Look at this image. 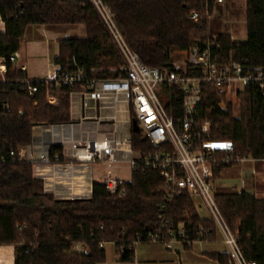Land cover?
<instances>
[{
    "label": "trees",
    "instance_id": "obj_1",
    "mask_svg": "<svg viewBox=\"0 0 264 264\" xmlns=\"http://www.w3.org/2000/svg\"><path fill=\"white\" fill-rule=\"evenodd\" d=\"M104 1L116 15L127 43L149 67H172L177 52L213 37L209 24L197 27L188 15L193 11L203 14L207 7L212 14L218 0ZM245 2L248 37L233 40L221 33L216 38L222 57L227 58L232 51L255 74L264 73V0ZM0 13L8 16L6 31H0V57L19 51L32 27L57 30L84 25L85 37L59 41L55 62L65 63L77 56L96 77L124 73V59L90 0H0ZM26 76V70L9 65L6 79ZM79 91V85L63 87L55 92L58 104L51 105L43 90L31 97L15 85L0 83L1 100L10 104L9 111L0 112V244L15 246V264H100L106 260L102 242L116 243L118 250L124 248L120 259L130 261L138 235L145 238L161 229L166 185L157 171L132 170L123 195H111L94 182L91 198L57 199L46 193L43 181L34 176L33 162L12 159L11 152L18 153L32 144L33 125L74 123L72 94ZM203 92L200 122L210 121V139L231 140L237 155L264 160V92L255 84L239 92L238 113L234 103L226 94L219 95L214 85L204 84ZM172 103L178 110L180 98L174 95ZM172 105L166 107L175 113ZM132 135L136 151L146 154L155 149L141 132L134 130ZM62 150V146H53L51 158ZM218 159L214 179L226 167L222 155ZM215 201L231 231L238 234L247 260L264 264V197L245 191H218ZM165 214L175 225L182 224L191 240L206 231L208 238L218 233L215 221L200 217L196 201L186 191L168 203ZM77 244H85L87 250L75 251Z\"/></svg>",
    "mask_w": 264,
    "mask_h": 264
},
{
    "label": "built area",
    "instance_id": "obj_2",
    "mask_svg": "<svg viewBox=\"0 0 264 264\" xmlns=\"http://www.w3.org/2000/svg\"><path fill=\"white\" fill-rule=\"evenodd\" d=\"M218 0L217 2H222ZM102 19L111 40L122 55L125 68L119 77H96L94 70L83 65L77 56L65 63L56 62L57 70L46 77L17 78L8 80L9 65L16 70L23 69L18 61L20 52L0 57V83L17 86L22 92L34 97L39 91L46 92L48 102L57 105L56 91L68 86H81L79 93L87 106V127H77L74 123L33 125V142L21 148L11 157L18 161L33 162V173L43 181L46 193L57 199L91 198L93 184H102L107 193L123 195L130 181L114 175L111 165L117 161H127L131 169L157 171L165 181L166 202L160 221L161 229L138 235L134 246L141 242L165 243L180 241L191 244L182 224L175 225L165 214L168 203L183 191L196 201L198 213L205 218L204 209L215 221L231 254L229 264H256L247 260L238 234L231 231L216 201L213 189L215 168L222 155L225 166L234 162L242 163L247 157L236 154L231 140L210 139V121L200 122L203 102V85L212 84L219 95L229 97L247 90L252 84L264 92V73L255 74L253 68L245 65L231 51L227 58L222 57L221 45L216 37L208 41H196L185 54L182 64L177 61L172 67L159 69L145 65L139 54L127 43L120 29L116 15L104 0H90ZM210 8L201 14L193 11L188 18L197 27L209 24ZM0 13V31H6V20ZM58 54L55 60L58 59ZM72 94V97L74 94ZM180 98V107L174 109L173 96ZM166 104H171L174 112H169ZM10 104L1 100L0 112L9 111ZM177 111V112H176ZM137 130L148 138L154 150L146 154L133 147V131ZM38 138L39 147H35ZM53 146L63 150L51 158ZM64 158L66 161H62ZM87 163V170L84 164ZM108 165L104 179L97 181L93 175V164ZM206 231L197 240L209 239ZM250 238V236H248ZM107 243L102 242L100 247ZM77 252H85V244L74 247ZM124 248L118 250L122 254Z\"/></svg>",
    "mask_w": 264,
    "mask_h": 264
},
{
    "label": "crops",
    "instance_id": "obj_3",
    "mask_svg": "<svg viewBox=\"0 0 264 264\" xmlns=\"http://www.w3.org/2000/svg\"><path fill=\"white\" fill-rule=\"evenodd\" d=\"M242 5L246 9L245 0H223L222 2H217L209 22L211 36L217 37L221 33H226L231 35L233 40H240L237 38H247V29H244L245 31H241L240 29L236 31L235 29L229 28L228 21L225 17L228 12L236 11L238 6ZM80 27L81 26H75L72 28H59L55 30L45 26H35L29 29L28 32L35 36V38L42 37L44 40H47L50 48L53 47L52 43L56 42L57 49L55 54L57 55L60 51V40L85 37L86 29L83 30L84 36H67L69 30L76 31L79 30ZM34 39L29 43L32 45V48L36 46ZM49 60L50 64L47 72L36 77H46L56 72L57 66L55 59L52 60V56L50 55ZM22 62L23 59L20 55L18 64L27 71V67L24 66ZM88 113L91 112L87 111V106H84L82 97L79 93H75L72 97V119L78 128L81 126L87 127ZM34 141V145L37 149L39 147L38 138H35ZM84 168L87 170V163L84 164ZM93 177L95 180L100 181L97 176L93 175ZM213 189L215 193L218 191H245L256 194L259 197H264V160L248 158L242 163H235L224 167L218 177L214 179ZM204 212L205 218H210L208 210L204 209ZM113 244L115 245L117 256L116 253L113 255L107 253L106 260L100 264H229L228 259L231 254L230 247L225 242L219 230L215 237L206 240H195L191 244L180 241H172L168 244L151 242L138 243L134 246V257L130 261L121 260L118 247L116 243ZM106 245L104 248H106ZM15 259V246L0 244V264H15Z\"/></svg>",
    "mask_w": 264,
    "mask_h": 264
},
{
    "label": "rangeland",
    "instance_id": "obj_4",
    "mask_svg": "<svg viewBox=\"0 0 264 264\" xmlns=\"http://www.w3.org/2000/svg\"><path fill=\"white\" fill-rule=\"evenodd\" d=\"M225 1H230V0H225ZM229 28L235 29L238 31L239 29L241 31H245L244 29L248 30V21H247V13L245 7L238 6V9L233 12H228L227 15L225 16ZM81 26L79 30L73 31L69 30L67 33V36H72V35H82L84 36V25H79ZM82 28V29H81ZM38 36V35H37ZM40 37V36H38ZM35 36L31 35L29 32H27L24 37L23 41L21 43L20 47V55L23 59L24 66L27 67V73L28 76L30 77H36V76H41L42 74H45L47 72V69L49 68L50 60L49 57L50 55L52 56V60L55 59V52L57 49V43L53 42V47L50 48V46L47 43V40H44L42 37L41 38H35ZM32 39L35 40L36 46L35 48H32V45H30V41ZM240 40H245L246 38H237ZM185 59V54L182 52H177L175 54V61H177L179 64H182ZM229 102H233L236 111L238 113V108L240 101L238 97L232 96L229 97L228 99ZM111 169L114 173V175H117L119 178L125 181H130L132 178V169H131V164L127 161H117L111 165ZM93 173L99 180H102L105 178L106 173L108 171V165L103 164V163H94L93 164ZM106 254L110 253V255L115 254V245L113 243H109L106 245ZM117 256V253H116Z\"/></svg>",
    "mask_w": 264,
    "mask_h": 264
},
{
    "label": "water",
    "instance_id": "obj_5",
    "mask_svg": "<svg viewBox=\"0 0 264 264\" xmlns=\"http://www.w3.org/2000/svg\"><path fill=\"white\" fill-rule=\"evenodd\" d=\"M77 199H83V198H77Z\"/></svg>",
    "mask_w": 264,
    "mask_h": 264
}]
</instances>
